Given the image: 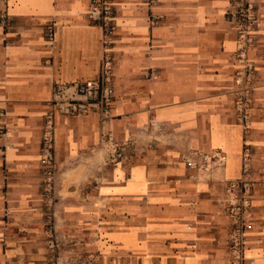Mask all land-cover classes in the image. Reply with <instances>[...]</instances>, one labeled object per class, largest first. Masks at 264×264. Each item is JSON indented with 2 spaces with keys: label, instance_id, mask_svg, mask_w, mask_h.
I'll list each match as a JSON object with an SVG mask.
<instances>
[{
  "label": "crops",
  "instance_id": "crops-1",
  "mask_svg": "<svg viewBox=\"0 0 264 264\" xmlns=\"http://www.w3.org/2000/svg\"><path fill=\"white\" fill-rule=\"evenodd\" d=\"M89 1L0 0V264H234L238 183L244 261L264 264V0L250 47L233 0H114L108 141L97 113L54 103L57 84L99 76Z\"/></svg>",
  "mask_w": 264,
  "mask_h": 264
},
{
  "label": "built area",
  "instance_id": "built-area-1",
  "mask_svg": "<svg viewBox=\"0 0 264 264\" xmlns=\"http://www.w3.org/2000/svg\"><path fill=\"white\" fill-rule=\"evenodd\" d=\"M150 1L155 3L158 0ZM89 2V20L93 25L103 30L104 37L105 58L103 59L99 76L97 80L89 83L57 84L54 103L62 112L73 116L97 113L100 116L101 136L105 141H108L113 120L111 109L114 100L113 55L117 29L116 8L114 0H90ZM0 23L5 29H10L13 25L12 19L8 16H4ZM239 33L243 34V31ZM50 38L49 32V40ZM47 137L44 139L42 149L44 154L43 163L46 167H53L51 164V143ZM47 183L46 195L49 196L52 186L49 185V180ZM230 215L233 230L230 236V246L237 259L236 264H242L247 247L245 237L251 225L247 221L245 209L241 204H235L230 211Z\"/></svg>",
  "mask_w": 264,
  "mask_h": 264
},
{
  "label": "rangeland",
  "instance_id": "rangeland-1",
  "mask_svg": "<svg viewBox=\"0 0 264 264\" xmlns=\"http://www.w3.org/2000/svg\"><path fill=\"white\" fill-rule=\"evenodd\" d=\"M259 8H260V3L259 0H233V8L231 9V19L233 22V26L236 28L238 31V34L240 37L246 40V45L247 47L250 46H255L257 41H258V30L260 28V16H259ZM243 31V34L239 32ZM114 151V150H113ZM49 185L52 186L51 192H49V196L51 193V196H47V188L45 191V197L46 199L49 200V202L52 204L53 207L56 206L57 203V197L55 193V180L50 179L49 180ZM237 190L234 191V196H233V203H232V208L235 204H241L244 209H245V216L247 217L248 223L251 225L250 229H248L247 236L245 237L246 241V246L247 244V238L248 234L252 231L253 229V223L251 220V213L249 211V195L250 192H246V188H241V184L238 183L236 186H234ZM51 198V199H49ZM233 231V230H231ZM232 233V232H231ZM231 236V234H230ZM73 258H75L73 260ZM78 258V257H77ZM76 257H72L71 261L72 264H82L79 259ZM90 260V259H89ZM84 264V263H83ZM87 264H90L88 261ZM236 264V262L234 263ZM242 264H245V261L242 262Z\"/></svg>",
  "mask_w": 264,
  "mask_h": 264
}]
</instances>
